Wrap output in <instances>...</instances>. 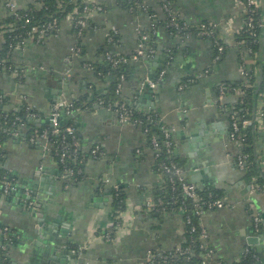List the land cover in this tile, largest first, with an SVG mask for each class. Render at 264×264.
Here are the masks:
<instances>
[{"label": "crops", "instance_id": "crops-1", "mask_svg": "<svg viewBox=\"0 0 264 264\" xmlns=\"http://www.w3.org/2000/svg\"><path fill=\"white\" fill-rule=\"evenodd\" d=\"M170 2L187 26L195 28L205 22L217 26L218 38L226 45L221 61L214 60L211 40L174 38L161 25L153 31V24L165 19L158 1L146 0L147 11L136 9L130 14L116 0H107L106 9L90 17L81 40L63 23L56 36L40 45L29 42L13 54L12 62L22 77L17 81L13 75L0 73V95L8 99L0 102V111L10 105L14 109L8 111L20 110L26 103L47 115L58 100L71 102L86 95H104L117 78L99 77L91 66L108 68L103 50L131 56L129 77L122 83L123 98L143 112L157 111L163 123L174 129L175 154L186 177L192 169L197 182L188 178L192 183L199 188L218 189L231 204L206 212L202 220L215 258L238 264L249 249L258 264H264V190H257L236 168L238 148L229 139V115L218 105L233 106L238 98L220 100L216 93L221 83L242 79L241 48L234 35L244 26V19L237 13L236 0ZM17 3L20 9L39 7L37 0ZM6 14L4 4H0V21ZM140 31L153 37L149 39L155 55L134 60ZM111 35L115 42L108 45ZM75 47L80 48L78 55L73 53ZM162 69L166 73L158 87L152 93L145 91L143 82L157 78ZM73 122L84 150L98 146L102 156L88 161L84 180L67 189L56 163L40 147L14 138L0 145L1 167L16 174L25 188L36 193L34 206L28 209L18 196L0 201V225L15 232V243L9 250L11 264H145L149 251L174 249L184 237L183 215L150 218L142 209L163 180L153 169L154 153L143 130L120 123L112 111L100 107L78 112ZM255 146L259 154L264 146V136L259 132ZM114 186L125 194L126 206L122 224L116 225ZM39 214L44 229L39 226ZM256 216L261 218V232L253 229ZM37 230H42L43 240L48 241L45 249L36 244Z\"/></svg>", "mask_w": 264, "mask_h": 264}, {"label": "trees", "instance_id": "trees-1", "mask_svg": "<svg viewBox=\"0 0 264 264\" xmlns=\"http://www.w3.org/2000/svg\"><path fill=\"white\" fill-rule=\"evenodd\" d=\"M158 1V0H155ZM170 2V0H168ZM41 6L37 7L30 5L27 9H19L17 11L18 17L14 14H6L4 19L0 21V73L6 72L8 75L14 74L16 71L19 72L16 80L20 81L22 73L19 69L13 64V54L19 49L23 48V42L30 38L31 29L33 27L42 28L44 25L51 22L53 19H57L59 23L58 31L60 30L61 25L64 23L65 18L73 14L75 20L82 18L81 13L86 3L85 0H37ZM264 2V1H263ZM3 3V0H0V4ZM116 3L119 7L123 8L125 11H130L131 9H136L139 4L137 0H116ZM160 5L161 3L158 2ZM171 3V2H170ZM104 10L106 9V3L103 4ZM152 14V10H148ZM25 20H29V23H26ZM264 21V4L263 7L258 11L257 20L254 28L248 31H241L234 35V41L240 48H247L252 51L253 60L250 66V72L248 73V80L250 81V87L245 88L244 79L238 80L236 82H223L216 87L217 96H219L223 89H228L225 92V97L237 96V91H243V96H237L238 100L233 106H227L225 104L218 105L221 108L226 110V113L230 116L235 115L238 119H248L251 121V124L248 128L241 132L244 135L243 141V151L246 155L245 158V168H244V178L254 185L257 190H264V172L259 164L260 156H262V151L259 154L256 152L255 141L257 139V126L253 122L255 115L259 109V102H261V95L264 94V29L262 26H259L258 22ZM75 23V22H73ZM179 29H176L175 26L171 25L170 18L165 14V19L162 21L158 20L155 22L153 31L155 28L160 25L166 28L171 36L178 38H186L187 33H191L192 37H200L198 31L202 25H209L210 23L205 22L200 24L197 27L187 26L183 20L178 19ZM88 26L82 30L83 36L87 32V28L90 25V18L87 19ZM78 28L71 27L72 33L76 36ZM151 32V34L153 33ZM57 32V31H56ZM55 31L50 32L51 35L56 34ZM153 35V34H152ZM111 35V42L108 45L115 42L114 37ZM151 39L153 38L149 35ZM207 39V38H204ZM213 39V38H212ZM81 40V38L79 39ZM209 40V39H208ZM214 54H218L217 46L223 45L226 48V45L221 42V40L214 38ZM154 50L155 47L150 42V39L146 46V51ZM103 54L106 57L107 51L103 50ZM225 52L220 55V60L224 57ZM115 59H124L120 61L116 68H113L108 62V68L105 69L100 64H94L91 67L99 77L105 78L106 76L116 77V81L111 83L110 89L104 95H86L83 98L71 101V110L73 113L78 112H88L92 111L98 102H103L104 106H114L115 104L124 103L128 109L131 110L132 114L130 119L139 121L143 133L146 136L148 146L151 148L152 137H156L159 143V148L155 150L161 154L159 159H154L153 169L159 173L163 174L162 184H160L156 191H153L154 200H162L164 202V207H160L158 210H151L146 212L150 218H155L156 215L162 216H174L182 214L184 221L187 219L191 220V224L186 225L184 237L185 243H183L184 248H188L189 252L192 254L193 258L191 264H201L202 261H206L207 264H225L223 261L215 258V251L211 244L203 246L200 239V224L199 217L196 216V206L193 200L182 195L180 184L177 181V171L183 170L185 175V181L191 183V181L186 177L185 170L183 169L182 163L175 154V134L172 132V128L163 123L160 114L151 110L149 112H143L139 110L132 102H127L121 93L117 92L118 79L121 75L129 77L128 65L131 56H117L111 54ZM169 62V60H168ZM91 65V64H89ZM162 68H165L163 66ZM21 76V77H19ZM156 79V78H155ZM189 82H187L188 85ZM1 94V93H0ZM1 96V95H0ZM90 96L92 98H90ZM7 98H3L0 102H7ZM27 104L20 108V110H10V111H0V145L4 144L6 141L13 138V131L18 130L19 134H22V140L29 146L39 148L40 136L44 133H48L47 141L52 146L51 151L49 152L50 158L56 163L60 179L63 183L72 184L79 183L85 178V167L88 161L97 160L102 156V150L99 148V153L97 155L91 154L90 150H84L81 137L78 134V129L73 122L72 115H66L62 118L58 130L59 132L54 134L52 133V125L49 121L48 114L46 115L40 110L33 109L27 111ZM114 109V108H113ZM35 116V117H34ZM16 119H19L16 121ZM240 120V121H241ZM15 122V125L12 124ZM20 125L26 127V132L20 130ZM68 127H73L76 130V137L73 140L71 137H68L63 141L65 135V130ZM170 133V136L167 138L166 133ZM30 138L35 139V143L30 142ZM77 141L79 147L75 154H73L74 147L73 142ZM172 141L173 145L171 147V152L168 153L166 149V142ZM62 147L69 149V152L64 160V163L61 162V153ZM152 149V148H151ZM2 150V149H0ZM154 151V150H152ZM2 151H0V154ZM161 162H166L169 165H174L175 170H172L170 173H165L159 168ZM67 170H73L75 173L72 176L64 174ZM81 170V173L77 172ZM70 182V183H69ZM10 184L13 187L19 188V192L25 187V184L20 181L16 174L6 170L0 165V201L5 198H14L17 193L10 192V194H3V189L5 184ZM199 195L203 202L211 203L216 199H223V192L215 189L214 187L201 188ZM32 200H24L22 204L23 207L29 208L28 203ZM112 210L114 211L116 223L122 224L121 215L126 211L125 206V194L121 191V188L118 186V189H114L112 194ZM182 210L184 212L182 213ZM207 211V210H205ZM191 226L195 228L194 232H191ZM7 227L0 225V229ZM7 232V239H1L0 245V264H11L12 260L9 259V250L15 243V232L9 228ZM208 250L214 252V256L210 258H205L204 255ZM186 256L184 255H174L172 253L169 256L168 264H187ZM242 264H258L257 257L253 250L242 257ZM155 264H161L156 262Z\"/></svg>", "mask_w": 264, "mask_h": 264}, {"label": "built area", "instance_id": "built-area-1", "mask_svg": "<svg viewBox=\"0 0 264 264\" xmlns=\"http://www.w3.org/2000/svg\"><path fill=\"white\" fill-rule=\"evenodd\" d=\"M107 0H85V7L83 8V11L81 13L82 18H79L78 20H75L73 14L76 12V10L68 15L65 18L64 23H67L70 27H74V28H78L77 32H76V38L80 39L83 38V33L82 30L84 28H86L88 26L87 24V19L90 18L91 16H93L94 14L97 13H101L104 11V7L103 4L106 2ZM139 6L136 9H140L142 11H147V4H146V0H137ZM264 0H236V7H237V13L243 17L244 19V26L242 28L237 29L236 33H239L241 31H248L251 30L252 28H254L256 20H257V15H258V11L263 7V2ZM158 2L161 3V9L162 11L170 18L171 20V25L175 26L176 29H179V23H178V19H179V15L176 12V10L174 9V7L172 6V4L168 1V0H158ZM4 7L6 9L7 14H14L16 17H18L17 11L20 9L17 3V0H3ZM39 6H41L40 3H38ZM136 9H131L130 11H128V13L133 14ZM26 23H29V20H25ZM75 22V23H73ZM259 26H262L264 29V21L262 20L261 22H258ZM58 27H59V23L57 19H53L51 22H49L48 24L44 25L42 28H37V27H33L31 29V33H30V38H28L26 41L23 42V48L26 46L27 43L29 42H34L37 45L43 44L44 42H46V40H48L50 37L56 36L58 34ZM52 31H57L56 34L51 35L50 32ZM140 40L139 43L136 47V49L134 50V54L132 56V59L137 60L141 57H149L152 58L155 55V51L154 50H150V51H146V46L147 43L149 41V34L145 31H140ZM198 34L204 38H207L209 40H211L214 43V38L218 39V35H217V26L213 23H210L209 25H202L200 27V30L198 31ZM191 36V33H187V35L185 37H189ZM213 38V39H212ZM111 36L108 37L107 39V43L111 42ZM22 48V49H23ZM19 49V50H22ZM217 51L218 54H216L214 56V60L215 61H219L220 60V55L225 52V48L223 45H218L217 46ZM80 52V48L75 47L73 53L74 55H78ZM106 59L107 61L111 64V66L113 68H116L118 66V64L120 63L121 60H123L124 62H126V60L124 59H115L111 56L110 53L106 54ZM240 75L241 78L244 79L245 81V88L250 87V81L248 80V73L250 72V67H249V63H252L253 60V55H252V51L250 49L247 48H241V55H240ZM20 73H22L20 71ZM165 69H162L159 72V75L156 79H146L143 84L145 85V87H148V89L150 90H155L158 85L161 83V81L163 80L164 76H165ZM15 78L18 77L19 72L16 71L14 74H12ZM21 77V76H19ZM125 80V77L123 75H121L118 79V84H117V92L121 93V89H122V83ZM228 89H223L221 94L218 96V98L220 100L225 98V92ZM237 96H243V91L238 90L237 91ZM4 98V96H0V100L2 101ZM221 103V102H220ZM71 102H67L64 99L58 100L56 102L53 103V105L51 106L50 112L48 114L49 117V121L52 125V133L56 134L59 132L58 130V126L62 120V118L66 115H72L73 112L71 110ZM95 107H100V108H104L107 109L109 111H112L116 116L117 119L119 120L120 123H131L139 128L140 125H138V123H140L139 121H135V120H131V110L128 109L126 107V105L124 103L121 104H115L114 106H104L103 102H98L96 104ZM114 108V109H113ZM35 109L32 106H27L26 110L30 111ZM35 117V116H34ZM230 119V124H229V139L230 141L235 144L238 148V153L236 156V160H235V165L236 168L240 171V172H244V168H245V158L246 155L244 154V147H243V141H244V135L241 134L242 131L246 130L248 128V126L251 124V121L248 119H238L235 117V115H232L229 117ZM19 119H16V121ZM241 120V121H240ZM253 122H255L256 126H257V132L261 133L264 136V94L261 95V102H259V109L255 115V118L253 120ZM141 124V123H140ZM15 125V122L12 124V126ZM20 130H22V132H26V127L24 125H20ZM172 132H174V129L172 130ZM48 133L44 132L41 136H40V140H39V147L49 155V152L51 151L52 146L49 144V142L47 141L48 138ZM14 139H22V134H19V131H13L12 134ZM170 136V133H166V137L168 138ZM71 137L73 140H75L76 137V130L73 127H68L65 130V135L63 137V141H65L66 138ZM30 142L31 143H35V139L34 138H30ZM152 143V150L154 153V159H159L161 157V154L159 152H156L155 150H157L159 148V143L157 138L154 136L152 137L151 140ZM173 143L172 141H167L166 142V149L167 152L170 153L171 152V147H172ZM73 147H74V151L73 154L76 153L77 148L79 147V143L77 141L73 142ZM99 148L100 147H95L91 150V154L93 155H97L99 152ZM69 152V149L66 147H62V153H61V162L64 163V160L67 156ZM262 156H260V164L264 167V146L262 149ZM137 154H141V151L137 150L136 151ZM159 168L165 172V173H170L172 172V170H175L176 167L174 165H169L166 162H161L159 164ZM75 172L73 170H67L64 174L68 175V176H72ZM78 174L81 173V170H79L77 172ZM162 175L163 178V174L160 173ZM177 181L180 184V188H181V192L182 195L193 200L196 206V216L199 217V224H200V239L202 241L203 246L210 244L209 240H208V234L206 229L203 227L202 225V220L203 217L205 216L206 212L210 211V210H220L223 208H227L230 207L231 204L227 201L226 198L223 199H216L215 201L211 202V203H206L203 202L200 195H199V191H201V188H199L196 184L194 183H189L185 181V175L183 170H178L177 171ZM105 182H107L105 180ZM70 183V182H69ZM70 184H65V188H69ZM24 189H26L24 191ZM114 189H118V186H114ZM10 192H14V193H19V188L17 187H13L10 184H5L4 189H3V194L7 195L10 194ZM23 194H25V196H30L32 193L30 192V190H28L27 188L23 187V189L20 191ZM16 194V195H17ZM35 201H31L28 203L29 207H33L34 206ZM160 207H164V202L162 200H154L153 198H150L148 200H146V202L144 203V206L142 207V209H145L147 212L151 211V210H158ZM207 210V211H205ZM184 212V210H182V213ZM185 222V228L186 225L191 224V220L187 219V221ZM261 218L259 216H256L253 220V229L255 231H259L260 230V226H261ZM191 232L195 231V228L191 226L190 229ZM7 232H8V228L4 227L2 229H0V238L1 239H7ZM185 232V229H184ZM107 238H110V235L107 234L106 235ZM185 237H183L182 241L172 250L170 251H149L147 253L146 256V263L145 264H155L156 262L161 263V264H168V259L169 256L174 253V255H184L186 256V262L187 264H191L192 261V254L189 252L188 248H184L183 247V243H185ZM250 252L249 249H246L243 256L247 255ZM214 256V252L212 250H208L207 253L204 255L205 258H210ZM242 258L240 259V261L238 262V264H242ZM201 264H207L206 261H202ZM221 264V263H218Z\"/></svg>", "mask_w": 264, "mask_h": 264}, {"label": "water", "instance_id": "water-1", "mask_svg": "<svg viewBox=\"0 0 264 264\" xmlns=\"http://www.w3.org/2000/svg\"><path fill=\"white\" fill-rule=\"evenodd\" d=\"M144 89H146L145 91H147L148 93H152V91L149 89L148 90V87H144ZM9 109H14V106H12V105H10V107H6V109H5V111H8ZM77 113H73L72 114V116L71 117H73V116H75ZM188 178L192 181V182H195V183H197L196 182V178L193 176L194 175V171L192 170V169H190L189 171H188ZM30 187L31 188H34V186H32V185H30ZM35 190H36V188H34ZM36 195V193L35 192H33L30 196H25L22 192H19L16 196H18V197H20L21 199H23V200H34L35 199V196ZM35 196V197H34ZM10 199H12L11 197H10ZM38 207H40V205H38ZM41 216V217H40ZM41 220H40V223H39V226L40 227H42L43 229L45 228L44 227V219H42L43 217H42V214H39V216H38ZM42 229V230H43ZM42 230H37V232H38V237H37V240H36V244H41V248H43V249H45V244H46V242H48L47 240H43V235L42 234H40V232H42ZM261 230H262V226H260V232H261ZM58 243H60V245H65V244H63V242H58ZM49 244V243H48ZM50 244L52 245L53 243L52 242H50Z\"/></svg>", "mask_w": 264, "mask_h": 264}]
</instances>
